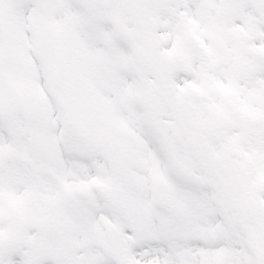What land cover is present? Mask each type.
I'll return each mask as SVG.
<instances>
[{"label": "snow or ice", "instance_id": "6c2138e0", "mask_svg": "<svg viewBox=\"0 0 264 264\" xmlns=\"http://www.w3.org/2000/svg\"><path fill=\"white\" fill-rule=\"evenodd\" d=\"M0 264H264V0H0Z\"/></svg>", "mask_w": 264, "mask_h": 264}]
</instances>
